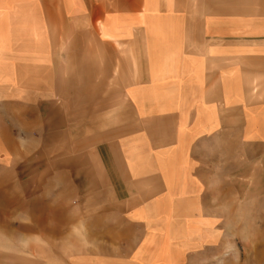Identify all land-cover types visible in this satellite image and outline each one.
Instances as JSON below:
<instances>
[{
  "label": "crops",
  "instance_id": "crops-1",
  "mask_svg": "<svg viewBox=\"0 0 264 264\" xmlns=\"http://www.w3.org/2000/svg\"><path fill=\"white\" fill-rule=\"evenodd\" d=\"M24 1L0 0V15L10 21L15 12L57 13L54 0ZM64 8L69 20L91 21L100 31L104 52L98 59L84 52L82 91L106 90V83L86 79L106 77L109 49L115 53L108 58L109 74L121 77L115 91L127 98L122 124L110 136L95 126L105 117L99 110L104 101L64 106L66 121L92 124L77 138L84 147L70 148L65 159L68 194L98 210L97 216L82 217L97 220L85 234L90 250L112 245L110 251L121 253L126 245L124 258L132 264H182L186 253L170 263L169 240L154 224L179 203L175 189L196 178L189 174L192 141L204 134L221 136L226 155L243 164L258 156L264 163V0H70ZM15 37L9 31L0 48V85L5 90L25 85L28 71L42 75L38 69L47 68L45 75L54 78L39 90L59 91L58 41L44 40L38 31L33 54L26 56L23 39ZM118 103L123 102L116 101L115 108ZM93 132L102 134L88 144L86 133Z\"/></svg>",
  "mask_w": 264,
  "mask_h": 264
},
{
  "label": "rangeland",
  "instance_id": "rangeland-1",
  "mask_svg": "<svg viewBox=\"0 0 264 264\" xmlns=\"http://www.w3.org/2000/svg\"><path fill=\"white\" fill-rule=\"evenodd\" d=\"M69 1H52L58 5L57 13L15 12L10 21L0 15V48L9 31L23 39L21 47L27 51L26 56L33 54L38 31L44 40L58 41L54 45L60 83L59 91L39 90L49 88L54 78L45 75L50 69L39 68L43 74L28 71L31 74L25 77V85L10 86L11 90L0 85V264L133 263L124 258L130 250L126 245L121 253L110 251L112 245L90 250L85 234L97 220L82 217L97 216L98 210L92 205L84 208L81 197L68 194L66 155L74 146L84 147L83 139L77 138L84 136L83 131L88 132L92 124L66 121L64 106L73 101H104L106 107L99 110L105 112V117L95 126L105 129L107 136L120 128V111L127 109L125 92L115 91L121 87V77L113 71L109 74L108 58L115 56L109 49L106 77L86 79L92 84L106 83V90L82 91L84 52L98 59L104 50L98 42L100 31L91 21L69 20L64 10ZM6 23L12 26L4 28ZM33 62L28 60L29 65ZM121 100L124 104L118 103L115 108V102ZM51 117L58 123H51ZM54 131L58 137L51 135ZM99 132L86 133L87 143L91 144L90 137L103 133ZM202 136L191 146L194 169L189 174L195 180L188 179L187 184L175 189L179 203L154 224L169 240L164 245L170 250V263L184 252L182 264H264V163L252 155L243 164L237 157L226 155V139ZM217 149L219 155L214 156ZM251 151L258 149L252 146ZM159 245L162 247V243Z\"/></svg>",
  "mask_w": 264,
  "mask_h": 264
}]
</instances>
